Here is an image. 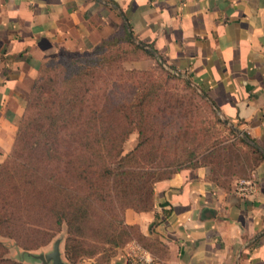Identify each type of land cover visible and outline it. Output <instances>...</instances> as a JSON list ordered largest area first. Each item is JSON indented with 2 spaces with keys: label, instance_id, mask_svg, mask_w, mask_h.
<instances>
[{
  "label": "crops",
  "instance_id": "1",
  "mask_svg": "<svg viewBox=\"0 0 264 264\" xmlns=\"http://www.w3.org/2000/svg\"><path fill=\"white\" fill-rule=\"evenodd\" d=\"M123 30L262 155L247 186H218L207 167L173 174L155 184L152 210H126L125 223L166 248L160 264H264V0H0V164L48 63Z\"/></svg>",
  "mask_w": 264,
  "mask_h": 264
},
{
  "label": "rangeland",
  "instance_id": "2",
  "mask_svg": "<svg viewBox=\"0 0 264 264\" xmlns=\"http://www.w3.org/2000/svg\"><path fill=\"white\" fill-rule=\"evenodd\" d=\"M118 36L121 38L124 34L120 32L114 37ZM145 51L148 52L140 43L118 39L102 52L90 49L61 53L48 63L24 116L33 117L37 120L35 127H39L49 123V115L62 107L67 117L58 126L61 144L71 135L82 141L88 133L98 135L100 141L93 143L98 156L92 171L96 175H91L98 189L107 187V181L100 175L109 165L107 159L99 156L105 157L115 148L101 137L119 139L142 121H138L140 117L143 136L134 129L122 145V155H127L143 142V151L131 162L132 168L165 177L173 171L207 167L217 183L247 180L255 164L250 145L219 117L202 91L183 73L172 70ZM102 58L107 62L101 61ZM140 88L141 91L150 88L153 94L147 98L142 116L128 106ZM64 147H60L61 151ZM76 149L82 146L77 144ZM81 187L74 190L73 196L82 193ZM97 193L103 192L98 190ZM69 203L70 200L63 197L56 199L36 182L34 186H22L16 173L3 176L0 217L17 223L15 232L32 239L24 249L12 238L0 235V243L5 247L3 257L17 264H42L31 255L50 253L54 242L60 240L61 257L68 264H119L124 260L123 254L128 262L133 251L124 249L131 242L118 249L105 243L107 230L101 212L107 211L100 212L101 206L88 209L91 216L80 221V232L74 229L70 232L65 222L57 228L55 211L65 209ZM126 210L134 211L126 208L124 213ZM46 233L52 235L50 240L37 246L35 243H40ZM130 233L136 236V228ZM149 246L163 257L157 246Z\"/></svg>",
  "mask_w": 264,
  "mask_h": 264
},
{
  "label": "trees",
  "instance_id": "3",
  "mask_svg": "<svg viewBox=\"0 0 264 264\" xmlns=\"http://www.w3.org/2000/svg\"><path fill=\"white\" fill-rule=\"evenodd\" d=\"M122 33L124 34L123 37H110L101 41L93 49L102 52L104 48L112 46L118 39L130 42L127 32L123 30ZM145 52L147 55L152 56L149 52ZM101 61L107 62L105 58H102ZM46 69L47 66L42 70L40 77L32 86L26 109L29 107L33 94L38 90V85ZM141 84L139 85L143 86ZM152 95L150 88L147 91L145 89L141 91L140 88V91L134 96L133 101L128 103V106L135 114L142 116L146 100ZM66 117L67 115L61 107L49 115V123L39 125V127L36 125L35 127L37 120L29 115L24 116L18 124L12 149L4 162L0 164V180L9 173H16L17 180L22 186H34L36 182L38 185H43L56 199L61 197H63V200L65 198L69 199L70 205L67 204L65 209L62 208L55 211L54 224L57 228H60L63 222H65L70 232H73V229L80 232V221L87 220L91 216L88 214V209H96V206L97 208L101 206L100 212L103 210L107 211L105 213L101 212V220L103 221V226L106 228L105 230H107L106 244L118 249L128 242H135L139 247L148 251L158 262L159 260H163L167 253L166 248L159 242L145 237L137 226L126 224L123 219L124 210L131 208L135 212L151 211L154 204L153 184L167 180L173 174L181 171L169 172L170 174L165 177H155L157 175H151L144 169L132 168L131 162L143 151V142L141 141L134 152L122 155V145L132 130L137 129L139 136H143V119L140 117L138 121H142L137 126L135 125L128 129L119 139H115L112 136L101 137V140H107L109 144L115 145V148L112 149V154L108 153L105 157L99 156L100 159H107L109 165L105 167L102 175H100L107 181V187L98 189L94 186L91 175H96V172L92 171L96 164L94 163V159L98 158L94 151L93 143L99 142L100 138L96 134L88 133L82 137V141L77 140L75 135H71L69 136L70 139L63 137L65 140L61 144L58 126L61 122L66 121ZM77 144L78 146H82V149H76ZM62 145H65L64 151L60 149ZM248 147L255 159V164L248 177L249 179L258 162L262 160V155L254 148ZM25 153H28L26 157ZM20 160H23V162H19ZM210 180L224 188L233 182L217 183L211 177ZM79 185H82V193L78 196H73L74 190ZM83 187H85V190ZM98 190L105 193V195L97 193ZM71 196L72 199L70 198ZM15 224L17 223H13L11 219L0 217V235L12 238L24 249L28 248L27 244L32 242V239L15 232L18 226ZM134 228L137 230L136 236L130 233ZM46 234L40 243H35L37 246L50 240L52 235L50 233ZM145 242L149 243V245L157 246L163 253V257H159L149 245H145ZM4 249L5 247L0 243V264H17L3 257Z\"/></svg>",
  "mask_w": 264,
  "mask_h": 264
},
{
  "label": "water",
  "instance_id": "4",
  "mask_svg": "<svg viewBox=\"0 0 264 264\" xmlns=\"http://www.w3.org/2000/svg\"><path fill=\"white\" fill-rule=\"evenodd\" d=\"M129 34V37L132 41L136 42L133 38H132V35L130 32H128ZM138 43V42H136ZM144 47V46H143ZM145 49L148 50V52L150 54H152L156 59H158V61L162 64H164V62L162 61V59L160 57H158L156 55V53L154 51H152L150 48H147V47H144ZM186 77V76H185ZM204 96V95H203ZM217 112V111H216ZM217 114L219 115V117L224 120L225 122H228L226 121L225 119H223V117L217 112ZM228 124L233 128V130L238 134L240 135L250 146H253L254 147V144L244 135L242 134L241 132H239L232 124H230L228 122ZM208 209L205 210V212H207ZM31 257L33 259H36L38 261H40L42 264H68V263H65L63 260H62V257H61V253H60V240H56L53 244V249L50 253L48 254H38V255H31Z\"/></svg>",
  "mask_w": 264,
  "mask_h": 264
},
{
  "label": "built area",
  "instance_id": "5",
  "mask_svg": "<svg viewBox=\"0 0 264 264\" xmlns=\"http://www.w3.org/2000/svg\"><path fill=\"white\" fill-rule=\"evenodd\" d=\"M239 185L247 186L250 185V182L246 180H241L239 181ZM127 264H160V263L156 259H154L148 251L140 247L137 252L129 255V260Z\"/></svg>",
  "mask_w": 264,
  "mask_h": 264
}]
</instances>
